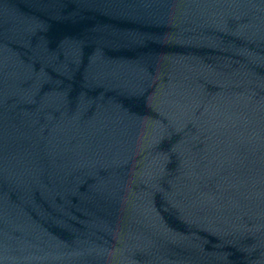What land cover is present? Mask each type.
Segmentation results:
<instances>
[{"label":"water","instance_id":"1","mask_svg":"<svg viewBox=\"0 0 264 264\" xmlns=\"http://www.w3.org/2000/svg\"><path fill=\"white\" fill-rule=\"evenodd\" d=\"M0 264H264V0H0Z\"/></svg>","mask_w":264,"mask_h":264}]
</instances>
